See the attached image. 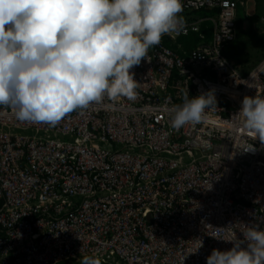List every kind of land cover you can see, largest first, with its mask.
<instances>
[{
  "label": "built area",
  "instance_id": "2783aa9c",
  "mask_svg": "<svg viewBox=\"0 0 264 264\" xmlns=\"http://www.w3.org/2000/svg\"><path fill=\"white\" fill-rule=\"evenodd\" d=\"M255 1L183 0V26L132 69L135 100L106 97L55 126L0 106V264H206L229 234L264 229V144L232 126L244 96L264 93V57L242 69L226 56ZM209 90L207 122L173 128L184 94Z\"/></svg>",
  "mask_w": 264,
  "mask_h": 264
},
{
  "label": "clouds",
  "instance_id": "9594fccd",
  "mask_svg": "<svg viewBox=\"0 0 264 264\" xmlns=\"http://www.w3.org/2000/svg\"><path fill=\"white\" fill-rule=\"evenodd\" d=\"M183 7V0H0V106L19 121L55 126L106 97L135 100L132 69L183 26ZM258 75L250 72L253 81ZM182 100L170 109L177 130L207 122V109L217 106L214 90ZM235 115L233 130L264 144V93L244 96ZM241 233L221 239L233 246L214 248L206 264H264V229L245 225ZM80 264L102 260L86 255Z\"/></svg>",
  "mask_w": 264,
  "mask_h": 264
},
{
  "label": "crops",
  "instance_id": "0c3cea01",
  "mask_svg": "<svg viewBox=\"0 0 264 264\" xmlns=\"http://www.w3.org/2000/svg\"><path fill=\"white\" fill-rule=\"evenodd\" d=\"M258 11L260 12L258 13ZM237 19L241 20L238 26L237 36H239L240 33L254 35V38L250 39V37H248L243 39L239 44L240 47H232L229 51L233 59L237 58V60H239V50L248 48L249 44H251V42L253 43V40L260 39V41L264 43V0H256L255 3H249L245 8H239ZM236 40H238V37ZM261 47H263L261 48V54H264V44L261 45ZM254 54L257 55L258 52L255 51Z\"/></svg>",
  "mask_w": 264,
  "mask_h": 264
},
{
  "label": "rangeland",
  "instance_id": "374dc122",
  "mask_svg": "<svg viewBox=\"0 0 264 264\" xmlns=\"http://www.w3.org/2000/svg\"><path fill=\"white\" fill-rule=\"evenodd\" d=\"M260 11H258L259 13ZM254 38L253 34H243L240 33L238 36V40L234 41L233 43V47L236 48L237 46H239V44L242 42L243 39L245 38ZM251 42V41H250ZM261 43V44H260ZM264 43L262 41H260V39H256L255 41L253 40V43L251 42V44H249L248 48H243L242 50L240 49L238 52V57L239 60H237V58L235 59H231V61L237 65H239L242 69H246L247 67L250 66H254L261 58H262V49L263 47H261V45H263ZM230 50L226 51V54L228 53L230 56ZM257 51L258 54L255 55L254 52Z\"/></svg>",
  "mask_w": 264,
  "mask_h": 264
},
{
  "label": "trees",
  "instance_id": "16d2710c",
  "mask_svg": "<svg viewBox=\"0 0 264 264\" xmlns=\"http://www.w3.org/2000/svg\"><path fill=\"white\" fill-rule=\"evenodd\" d=\"M200 15H202V16H208V15H211V12L210 11H202L200 13ZM240 21H241L240 19H237V30H238V26H239ZM202 32H204L207 35V38H209L210 37V33H211V25L209 23H204L202 25ZM237 37H236V39H237ZM197 39L198 38H197L196 35H190V36H188L186 38L180 39L179 42L182 43L187 50H190L196 44V42L198 41ZM236 39H235V41H236ZM263 41H264V38H263ZM233 43L230 45V47L227 50H231L232 49ZM226 56L230 60L233 59L231 57V55L229 56L228 53L226 54ZM262 56H264V54H262ZM61 264H64V263H61ZM71 264H80V262H78V263H75L74 262V263H71ZM102 264H105V263L102 262Z\"/></svg>",
  "mask_w": 264,
  "mask_h": 264
}]
</instances>
